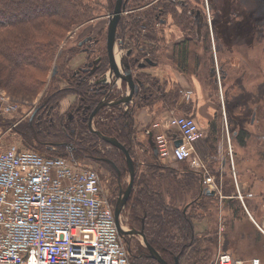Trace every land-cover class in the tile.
<instances>
[{"label":"trees","instance_id":"trees-1","mask_svg":"<svg viewBox=\"0 0 264 264\" xmlns=\"http://www.w3.org/2000/svg\"><path fill=\"white\" fill-rule=\"evenodd\" d=\"M141 2L145 4L143 0H135L134 6L142 4ZM114 3L115 0H107V11H112ZM239 3L240 0H216L214 9L218 15L214 23V34L221 41L224 49L229 50L231 55L243 59L241 57L244 56L240 51H237L238 54L236 53L234 41L237 38L247 39L248 48L264 42V17H261L257 8L242 10ZM94 7H96V3L94 5L92 0H0V74L4 68L8 69L6 83L15 81L23 86L27 82L29 88H36L32 74H44L49 69L59 43L71 29L94 17ZM185 16V14L181 16L185 23L179 18L176 19V23L184 31L189 29L193 36L173 43L171 63L178 72L186 76L197 75L199 77L205 68L206 59L198 54V45L205 43L211 51V37L209 29L201 35L199 33L197 35V32L188 24L190 18L187 16L185 19ZM127 28L130 33L126 32ZM118 29L122 30L123 38L130 34V44L134 52L128 56L129 62L136 57L142 58L144 54L140 53L138 48L142 41L149 44L147 42L149 37L142 33L143 28L139 21L130 24L123 18ZM155 41L159 42L158 39ZM151 47L153 48V46ZM154 60L159 62L157 59ZM210 61L213 63L214 57H211ZM104 63L102 73L107 69V58ZM221 71L224 91H229L239 82L240 85L244 84L247 80L245 76L244 82L236 80L235 77H227L223 67ZM138 75L146 77V80H143L145 86L141 90L136 104L138 107L162 101L168 103L172 108H186L190 111V103H178L179 92L177 90L166 91L165 83L159 84L158 79L150 74L138 73ZM70 76L66 78L71 80L74 86L68 90L77 95L79 101L83 100L89 104L90 111L110 89V85H102L100 79L90 83L88 81L78 82L73 71ZM259 77V80L264 83V76L260 75ZM1 80L3 79H0V83H2ZM256 80L252 79L253 84L257 82ZM65 90L67 89L65 88ZM64 92L61 90L59 95L58 89L52 92L53 96L49 99L53 102L51 103L53 104L52 120L47 125L41 126L30 120L22 128L21 126L15 128L14 132L19 134L22 148L39 152L41 151L39 146L43 149L47 146L45 148L46 155L65 156L73 163L82 165L90 161L92 156L98 155L95 147L101 143L104 145L108 143L97 133L91 131L87 122L82 119L75 121L76 133L72 135V139L67 137L66 120L54 111L64 96ZM118 94L117 91L115 96ZM247 98L245 101L244 98L231 102L226 100L228 117L234 118L237 121L235 124L239 125L236 139L244 145L249 139L261 137L263 138L261 140H264V90L260 97L250 93ZM185 114L188 116L189 113ZM247 114H251L252 118L254 116L255 120L260 121V125H258L259 128L262 127L260 136L258 132L248 129L245 123ZM99 118L98 129L107 135L116 137L129 148L135 162L136 175L133 191L124 208L127 224L131 228L143 231L148 243L170 264L176 262L179 264H213L217 258L214 256L213 248L216 250L219 246L218 228L215 227L219 208L218 199L214 195L207 194L204 172L192 169L185 161H180L176 168L172 167L155 154H152L153 159L144 163L143 169L140 168L141 165L136 160L137 153L133 149L137 144L134 139L136 130L133 123V112L119 106L105 107ZM244 119L245 121H243ZM3 125L5 124L0 123V126ZM212 126L215 129V123ZM65 141L72 142L74 148L66 147ZM49 145H53L55 148H50ZM113 148L120 152L124 159L121 160L117 156L112 157L117 163L121 162L122 164L120 163L118 166L112 159L115 162V167L111 166L115 178L119 176L122 180L124 172H127V170L123 171L127 168L126 159L122 151L117 147ZM53 152L54 154H52ZM261 153L264 154V148ZM216 177L219 179L220 175L216 174ZM190 189H194L195 193L191 199H186V194ZM223 193L225 196H230L224 207V213H226L224 220L228 228L227 244L238 245L239 241L245 240L248 242L247 251L236 252L234 257L237 259H247L245 256L264 258V235L249 220L238 197L234 179L226 172L224 173ZM197 208L198 212H196ZM214 208L217 209L216 214H214ZM202 219H206L209 225L205 230L198 232L196 223ZM127 247L132 264H160L150 257L148 248L141 242H136L135 252L131 242H127Z\"/></svg>","mask_w":264,"mask_h":264},{"label":"built area","instance_id":"built-area-1","mask_svg":"<svg viewBox=\"0 0 264 264\" xmlns=\"http://www.w3.org/2000/svg\"><path fill=\"white\" fill-rule=\"evenodd\" d=\"M0 99L3 113L16 110L8 98ZM155 126L162 129L155 137L159 158L189 162L204 172L206 191L215 188L195 148L203 135L197 121L174 114ZM3 144L0 126V264H132L97 170L18 142ZM242 263L220 252L213 264Z\"/></svg>","mask_w":264,"mask_h":264},{"label":"rangeland","instance_id":"rangeland-1","mask_svg":"<svg viewBox=\"0 0 264 264\" xmlns=\"http://www.w3.org/2000/svg\"><path fill=\"white\" fill-rule=\"evenodd\" d=\"M132 0H130L131 2ZM146 4H150L152 0H143ZM106 2L107 0H92V3L96 7H94V17L83 21L80 25L74 27L71 29L66 37L59 43L58 50L55 54V58L53 62L51 63L49 69L44 74H32V80L36 82V88L32 89L27 86V82L22 86L19 85L18 82H9L6 83L5 80H7L8 75V69L1 70L0 79L2 83H0V98L6 97L8 98L12 103L16 105V110L12 113L5 114L3 113V105L2 101L0 99V123H4L5 125L1 126L3 131V139H4V148H6L7 145L13 142L20 143V137L19 134L14 132L15 128L20 127L21 128L31 120V117L34 116L39 109V107L47 102L49 99L53 96V91L58 89V95L61 92V90L65 91L64 96L59 101V104L57 105V108L54 110L55 113L58 112L60 115L63 116V119L68 121L69 113L73 112V108L76 107V105L79 103V99L77 95H75L73 92H70L68 89L73 87V82L69 79H67V76H70L72 71H76L79 69V67L83 66L86 60L90 59L92 60L94 56H97L96 54H90L84 52L86 47H90L88 43L84 42V40L91 36L93 38L100 39L99 44L97 45L101 50L97 51V54H103L107 57V35L109 30V14L111 11H107L106 9ZM200 2V6H198V9L202 10L203 14V24L204 27L198 26V33L201 35L203 32H205L207 29H209L210 37H211V44L210 48L211 51L207 48L205 43H200L198 45L197 52L199 55H202L206 59L205 68L202 71V74L198 77V92L203 91L205 97H210L211 100L215 103H226V100L235 101V100H246L248 95L251 93L253 96L256 95V97H260L264 90V83H262L259 80V76H264V42L257 44L255 47L248 48V41L247 39L243 38H237L234 41V46L237 51H240L244 57H241L243 59H239L236 55H231L229 50L223 48L221 45V41L217 39V36L214 34V23L217 19V12H215L214 6L216 5V0H198ZM116 3V0H115ZM115 5V4H114ZM132 4H128L127 8L131 7ZM239 7L242 10H249V9H259L260 15L263 18L264 17V0H240ZM127 9V10H128ZM113 11V10H112ZM129 16V14H125V17ZM174 19L173 16L170 15L168 19V24L165 26V38H162V43H164V54L167 53V49H169L171 53V44L176 40H181L184 38V36L187 34L193 36L191 31H184L181 30L179 27L174 26ZM170 25V26H169ZM117 34V44L116 49L119 52V54H127V51L129 48H132L130 45V34L126 36V38H123L122 30L118 29ZM126 32H129V29H126ZM186 32V33H184ZM142 33H146L145 30L142 31ZM123 36V37H122ZM121 39L122 42H121ZM125 41V44H124ZM141 41V40H140ZM80 42H84L83 45H79ZM149 44L140 42L142 48H148L149 45L154 46L159 45L158 43L151 44V41L147 40ZM124 44V45H123ZM123 45V46H122ZM162 45V44H161ZM159 45V46H161ZM141 49V48H140ZM149 49V48H148ZM144 54V53H142ZM163 54V55H164ZM211 57H214V62L210 61ZM106 58V57H105ZM164 56L162 57V60H164ZM245 59V60H244ZM160 60L161 63H166V61ZM242 60V61H241ZM222 67L225 70V74L227 77H235L238 81H243L244 78L247 77V80L245 83L247 84H241L240 82L237 85L232 86V88L229 91H224L222 88ZM110 74V64L108 63L106 71L99 77L95 79H101L102 76L107 78L106 76ZM75 75V74H74ZM245 76V77H244ZM71 77V76H70ZM77 77H75L76 79ZM109 78V77H108ZM263 78V77H262ZM252 79H258L257 82L253 84ZM114 78L112 79V81ZM5 81V82H4ZM108 81H111L110 78ZM111 81V82H112ZM263 81V80H262ZM262 83V84H261ZM34 84V83H33ZM170 84L169 91L177 90L179 92L180 101L183 99L182 95H184V89H188V85H182V84ZM173 86V87H172ZM65 88L67 90H65ZM114 88H118V86L115 85ZM123 88L125 90L126 86L123 85ZM190 88V87H189ZM183 91V92H182ZM255 94V95H254ZM51 95V96H50ZM191 95V93H189ZM192 96V95H191ZM56 98V97H55ZM192 98V97H191ZM248 99V98H247ZM192 101L189 100V102ZM53 103L51 100L48 101V104L53 106ZM181 104V103H180ZM177 110V109H176ZM41 113V112H40ZM39 113V114H40ZM39 114H36L34 118V122H36V118ZM175 114L178 115H186L185 113L181 111H176ZM247 119L252 118L251 114H247ZM190 116V115H189ZM51 117V116H50ZM45 122V121H43ZM66 123V122H65ZM16 124L15 127L11 131H9V128L11 125ZM47 147V146H46ZM45 147V148H46ZM43 149L39 146V149L41 153L47 154V150ZM107 151L111 154H108L109 158L114 159L112 157L117 156L121 160L123 157L117 150H114V148L106 147ZM141 149L139 146L137 149H135V152L137 153ZM120 150V149H119ZM121 151V150H120ZM123 153V152H122ZM54 154V152L52 153ZM124 154V153H123ZM125 156V155H124ZM116 157V158H117ZM126 159V158H125ZM114 161L117 163V161L114 159ZM166 163V161H164ZM121 163V162H120ZM120 163H117L118 166H120ZM126 166L127 162L125 161ZM138 163V162H137ZM122 164V163H121ZM104 166H101L100 164L92 161H88L86 163H83L82 166L86 168H92L94 170H97L101 177V183L102 188L104 191V194L107 196V198L115 204L116 202V196L118 195L116 190L117 188V182L114 175L113 168L109 164H103ZM143 165L141 164L142 168ZM172 167H177L176 165H173ZM143 169V168H142ZM127 172H124L123 174V183L124 188L128 185L130 181V174L128 166L126 169ZM184 205V204H183ZM180 205V206H183ZM125 210V209H124ZM124 210L121 213V222L125 227H129L127 224V218H126V212ZM124 212V213H123ZM196 212H198V208L196 209ZM217 209L214 208V214H216ZM221 214V212H220ZM226 213H222V216L224 217ZM217 218V228H220L221 220L220 215L216 214ZM224 219V218H223ZM225 223V222H224ZM238 223V222H237ZM197 228L198 230L205 229L209 223L207 221H201L197 222ZM238 225H240L238 223ZM243 225V224H242ZM241 225V226H242ZM262 225V224H261ZM226 234L228 233V228L226 227ZM219 232V230H218ZM227 238V235H225ZM223 239V242H226ZM125 242H131L133 251L135 252V244L136 242H143V238L139 235H133V234H126ZM223 243V244H224ZM245 245H248L247 240L244 241ZM130 245V244H129ZM145 245V244H144ZM220 249H223L222 247H219L215 250L214 256L216 257L219 253ZM212 250V251H213ZM223 251V250H222ZM252 258H258L253 257ZM247 259H251L245 256ZM247 259H241L243 260L242 264H250L249 260ZM258 259H261V264H264V258L260 257ZM247 260V261H246Z\"/></svg>","mask_w":264,"mask_h":264},{"label":"crops","instance_id":"crops-1","mask_svg":"<svg viewBox=\"0 0 264 264\" xmlns=\"http://www.w3.org/2000/svg\"><path fill=\"white\" fill-rule=\"evenodd\" d=\"M162 61H166V63L159 62L155 66L151 65L150 69H148L152 77L158 79L161 85L165 83L166 91H169L168 86L170 84L175 85L178 83L188 85V89H184V95H182L183 99L181 101L179 100L178 103H190L191 109L188 111L186 108H172L168 103L162 101L139 107L135 105L133 107V123L136 130L134 139L137 144L133 149L135 150L139 146L141 147L136 160L139 165H145L144 163L147 160L153 159L152 154L158 155L154 149L156 148L155 137L162 129L156 127V124H164L176 111L189 113L188 116L190 115L197 121L203 133L202 137L195 142L196 151L205 165V171L214 176L217 187L210 191H215L214 196L218 199V214L221 218L219 221L221 225L220 228H218V238L219 247L223 246V249H220L219 253L227 252L234 257L236 252H246L247 246L244 241H239L238 245H228L227 242H223L227 234L222 213H224L226 201L230 198V196H225L223 193L224 173L226 172L233 177L238 197L248 214L249 220L260 230V226L264 227V154L261 153V150L264 148V140L258 137L251 140L249 139L246 145L240 143L238 139H236L239 125L235 124L237 121L234 118L228 117L226 103H215L210 97L207 96L206 98L202 90L198 92L197 75L186 76L178 72L171 63V58ZM189 93H191L192 96L189 95ZM191 99L192 101L189 102ZM243 121H245V119ZM213 123H215V129L212 126ZM245 123L248 129L256 133L258 132L260 136L262 129V127L259 128L258 126L260 125V121L252 118L247 119ZM242 124L244 123L242 122ZM152 142L154 145L151 144ZM167 162L171 166L176 165L178 167L179 165V161L173 159H168ZM187 163L189 164V162ZM189 166L191 167L190 164ZM196 171L202 172L201 170ZM216 174L220 175L219 179H217ZM194 193V189H190L186 194V199H191ZM202 221L207 220L202 219ZM199 222H201V220H198V223ZM197 231L200 232L198 228ZM235 249L237 250L235 251ZM238 260H241V258H238ZM247 260H249L250 264H253L256 260L258 264H261V260L258 258ZM241 261L243 262V260Z\"/></svg>","mask_w":264,"mask_h":264},{"label":"flooded vegetation","instance_id":"flooded-vegetation-1","mask_svg":"<svg viewBox=\"0 0 264 264\" xmlns=\"http://www.w3.org/2000/svg\"><path fill=\"white\" fill-rule=\"evenodd\" d=\"M134 1L135 0H132L131 2H130V0H124L125 11L123 12V14H122V16L118 22V26H119V23L121 22V20L123 18L125 19V22H127V23L129 22L130 24H132L136 21H139V24L141 25L143 30L146 31L145 34L149 37L148 40L151 39V41H152L151 44H154V43H158L159 45L162 44L161 46L155 45V47L153 46V48L151 46H149L148 47L149 49L148 48H146V49L142 48L140 45L138 49L140 50V53L141 52L144 53V56L142 58L136 57L134 60L130 61L131 67L133 70V74H134V78L137 80L143 81L146 78L145 75L142 76L143 77V79H142V77H140L138 75V73L151 75V73L148 70V69H150L151 65L155 66L156 64H158L160 62V60H162L163 56L165 57L164 58L165 60L168 58H171V53H170L169 49L166 50L167 51L166 54L163 53V52H165L164 51V43L165 42L163 41V43H162V38L166 37V35L164 33L165 32V26L168 24V19H169L170 15L173 16L174 23H175V24H173V23L172 24L174 26L177 25L176 27H179L181 30H182V27H180L176 23V19L177 18L182 19V22H184L185 20L183 18H181V16L185 14L186 15L185 19L188 16L190 18V21L188 22V24H190V26L194 29V31L197 32V35H198V26L200 25L201 27H204L203 14H202V10H200V8L198 9V6H200V2H198V0H152V2L150 4H146V3L144 4L143 2H141L142 4H139L137 6H134ZM128 4H132V6L129 7V9L127 8ZM114 7H115V5H114ZM114 7L112 10H114ZM112 12L113 11H111V13L109 14V25H110L111 20H112ZM125 14H129V16L125 17ZM117 31H118V27H117ZM184 33H186V32H184ZM117 34H118V32H117ZM190 36L191 35L186 33V35L184 36L183 39L190 38ZM156 39H158L159 42H156L155 41ZM183 39H181V40H183ZM122 40L123 39H121V42H122ZM176 41H179V40H176ZM176 41H174V42H176ZM84 42L88 43L90 46V47H86L84 52L90 53L92 55L96 54L97 56H94V58L92 60H90V59L86 60V62L84 63L83 66L79 67V69H77L76 71H73V74H75V76L77 77L78 82L88 81L90 83L93 80H96L95 78H97L103 74L102 72H103V67L105 64L104 62L106 61V58H107L108 63H109V57H107L103 54H97V51L101 50V48H99L97 46L100 42V39L88 36L84 40ZM84 42H80L79 45H83ZM173 43L171 44V46L173 45ZM124 44H125V41H124ZM128 51L134 52L133 47L129 48ZM133 57H134V54H133ZM154 59L159 60V62L154 60ZM147 60H151L153 62V64L148 63ZM142 64H145V66L142 67L141 66ZM121 88H123V86ZM90 107L91 106L89 104H87L85 101L81 100L76 105V107L73 108V112L69 113L68 121L67 120L65 121L66 122L65 131H66V134L68 135L67 136L68 138L72 139V135H74L76 133V128H75V121L76 120L82 119V121L87 122V124L89 126L90 116H91L92 111L95 108L94 107L90 111ZM52 110H53V106L49 105L48 101L43 103L36 112V114H39L41 112L36 118V123L38 125H41V126H43L44 124L47 125V123L52 120L50 117V116H52ZM102 110L103 109H101L99 111V113L93 118V127L97 130H99L97 125H98V122L100 119L99 118L100 113ZM36 114L31 117V121L34 120ZM43 121H45V122H43ZM102 133L104 135H107L104 132H102ZM108 136H111V135H108ZM64 144L69 149L74 148L73 143L70 141H65ZM106 147L112 148L115 146H112L110 143H108L107 145H104L101 143L100 145L95 147V149L98 152V155L92 156L90 161L96 162V163L100 164L101 166H104L103 164H109L110 166L115 167V162L111 158H109L108 154H110V153L106 150L107 149ZM116 181H117L116 190L118 189V191H117L118 195L115 197L116 198L115 204L117 203V200L120 197V193L124 189H126L128 186L127 185L126 188H124V183L121 180V177H119V176L116 177ZM124 208H123V210H124ZM127 229L132 230V229H136V228H131L129 226Z\"/></svg>","mask_w":264,"mask_h":264},{"label":"water","instance_id":"water-1","mask_svg":"<svg viewBox=\"0 0 264 264\" xmlns=\"http://www.w3.org/2000/svg\"><path fill=\"white\" fill-rule=\"evenodd\" d=\"M124 11H125L124 0H116L115 7L112 12V20L109 25V30L107 35V51L109 56L110 74L106 76L107 78L103 76L100 79L102 81V85L109 84L110 89L108 93L98 102V104L95 106L94 110L92 111L89 121V127L92 131L96 132L106 142L120 149L124 153L126 158V162L130 174V181L128 183L127 188L120 193V197L117 200L114 211L116 224L120 233L123 235L126 234L140 235L143 238L144 244L150 251V257L157 260L160 264H170L160 255V253L154 247H152L148 243L143 231H139L136 229H132V230L127 229L122 224L120 219L121 213L133 190V185L136 175L135 162L130 153V149L127 148L122 142H120L116 137L104 135L100 130H97L93 127V118L99 113L101 109L105 107L119 106L132 113L134 109L133 107L137 104V101L139 100V94L145 86L142 80H137L134 78L131 63L129 62L128 59V56L131 54V52L127 51V54L124 55L121 53L119 54V52L116 49L118 22ZM147 62L153 64L151 60H147ZM141 66L144 67L145 64H142ZM108 77L110 78L111 81L114 78V81H112L113 83L108 81L109 80ZM115 85L118 86L117 89L114 88ZM123 85L126 86L125 90L124 88H121ZM117 91L119 92V94L115 96ZM181 143L182 141L178 140L176 142V145L179 146ZM151 144L154 145L153 142ZM154 149L155 152L158 153L157 149L156 148ZM207 194L215 195V191L208 190ZM175 264H179V263L176 262Z\"/></svg>","mask_w":264,"mask_h":264}]
</instances>
